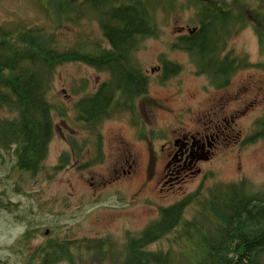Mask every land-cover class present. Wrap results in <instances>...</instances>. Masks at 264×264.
Listing matches in <instances>:
<instances>
[{
	"label": "rangeland",
	"instance_id": "374dc122",
	"mask_svg": "<svg viewBox=\"0 0 264 264\" xmlns=\"http://www.w3.org/2000/svg\"><path fill=\"white\" fill-rule=\"evenodd\" d=\"M85 1L74 0L75 9H69L65 0H0V27L44 28L68 47L84 45L86 51L92 52L95 43L104 46L106 43L97 13L91 9L93 3ZM195 18L193 9L177 7L171 11L160 5L156 9L159 35L141 41L132 65L148 77L150 95L167 100L170 109L164 115L167 124L179 115H185V122H189V119L205 121L217 113L227 121L225 127L236 135L235 141L223 146L216 159L205 166L202 182L185 184L182 191L163 193L161 197L151 190L136 197L137 180L124 185L111 179L112 161L120 158L119 151L124 153L121 157L143 154V144L131 136L127 122L114 119L102 124L100 131L108 143L106 156L91 160L93 156L87 148L95 139L87 136L88 131L75 121V102L89 96L110 75L82 63L61 66L49 98L66 116H60V111L53 113L55 135L44 172L36 177L20 173L13 152L4 154L0 166V264H27L34 251L51 238L82 244L104 240L108 254L102 263L113 264L114 260H121L127 234L140 233L159 219L161 209L198 191L201 193L197 201L186 212L188 217L201 209L200 200H206L219 185L244 180L253 194L264 191V138L249 142L264 129L259 124L264 119V70L260 67L239 70L227 88L220 90L205 76L197 75L190 56L174 47L178 38L198 27ZM229 52L247 57L253 64L264 63L250 27L229 41L226 53ZM163 60L181 68L166 81L158 69ZM74 125L78 132L72 130ZM110 146H114L112 155ZM63 155H69V165L62 171H53ZM47 230L49 234L45 235ZM26 231H31L34 238L21 243L19 239ZM163 243L152 249H165ZM112 250L120 254L114 255ZM75 254V264H102L85 249ZM33 264H38L36 258Z\"/></svg>",
	"mask_w": 264,
	"mask_h": 264
},
{
	"label": "trees",
	"instance_id": "16d2710c",
	"mask_svg": "<svg viewBox=\"0 0 264 264\" xmlns=\"http://www.w3.org/2000/svg\"><path fill=\"white\" fill-rule=\"evenodd\" d=\"M65 1L69 9H75L74 0ZM90 1L94 10L107 1V8L113 5L123 14L112 28L111 20L106 18L104 23L98 18L109 50L97 43L92 52L84 45L68 47L55 33L40 27H0V166L4 154L13 152L20 173L36 177L44 172L55 135L53 113L60 111L50 101V91L57 69L65 64L82 63L110 74L93 97L80 102L89 125L96 122L88 117L93 113L105 112L107 119L137 108L138 99L148 93L149 80L132 65V57L143 39L158 37L156 9L160 5L171 11L177 7L194 10L198 27L178 38L174 47L185 51L197 75L208 78L218 90L239 70H264V63L253 64L247 57L226 53L229 41L250 27L259 54L264 56V0H184L180 4L133 0V6L121 7L116 6L120 0ZM163 67V81L181 70L167 60H163ZM60 116L66 114L60 111ZM259 124L264 127V119ZM259 138H264V129L249 142ZM69 160V155L61 156L53 171L64 170ZM197 197L192 194L161 209L157 221L137 235L127 234L121 260L113 264H264V191L253 194L244 180L222 184L202 200L199 211L186 216ZM31 233L26 231L19 241L28 243L34 238ZM163 241L165 249H152ZM78 242L51 238L34 251L27 264H33L35 258L38 264H75V252L83 249L102 263L108 254L104 240Z\"/></svg>",
	"mask_w": 264,
	"mask_h": 264
},
{
	"label": "flooded vegetation",
	"instance_id": "af4514ba",
	"mask_svg": "<svg viewBox=\"0 0 264 264\" xmlns=\"http://www.w3.org/2000/svg\"><path fill=\"white\" fill-rule=\"evenodd\" d=\"M106 5L107 1H103L99 7ZM123 5L133 6V1L120 2L116 6ZM91 9H94L92 5ZM95 11L97 13V10ZM97 16L107 23L106 17H100L98 14ZM104 43L106 46L102 45V48L111 49L106 40ZM158 69L160 75H163V63ZM105 82L87 97H93ZM81 101L75 102L77 107L75 121L84 126V129L88 131L87 136L91 135L92 139H95V142L87 148L88 153L93 156L91 160L99 158L100 155L101 158L106 156L108 143L104 141L105 136L100 129L104 122L110 120H125L132 130L131 136L143 144V154L139 153L135 155V158L132 155L121 157L124 153L119 151L120 158L112 161L113 183L127 185L137 180L139 187L136 197L148 190L155 191L161 197L163 193L168 195L177 190L182 191L185 184L194 183L197 180L202 182L206 174L205 166L216 159L223 151V146L235 141L236 138V135L225 127L227 121L220 119L217 113L205 121L189 119V122H185V115H179L173 117L167 124L164 116L170 112L166 105L167 100L153 98L149 89L147 94L138 99L135 110L119 112L107 119L104 118L105 112L102 113V111L93 113L91 117L88 116L90 120H96L94 125H89L85 120L86 116L81 112ZM72 128L74 132H78L75 125ZM113 148L114 146H110L109 155H112ZM200 193L201 191L198 192V196ZM200 202L203 203L202 200Z\"/></svg>",
	"mask_w": 264,
	"mask_h": 264
},
{
	"label": "bare ground",
	"instance_id": "6f19581e",
	"mask_svg": "<svg viewBox=\"0 0 264 264\" xmlns=\"http://www.w3.org/2000/svg\"><path fill=\"white\" fill-rule=\"evenodd\" d=\"M116 7L111 5V8H107V5L106 6H101L99 9H97V14L102 17H106L108 18L109 20H111V24H110V28L118 25V23L120 22L121 20V16L123 15L122 13L118 14L116 11H115ZM98 17V16H97ZM99 18V17H98ZM106 40V39H105ZM108 41V39L106 40Z\"/></svg>",
	"mask_w": 264,
	"mask_h": 264
},
{
	"label": "water",
	"instance_id": "95a60500",
	"mask_svg": "<svg viewBox=\"0 0 264 264\" xmlns=\"http://www.w3.org/2000/svg\"><path fill=\"white\" fill-rule=\"evenodd\" d=\"M45 234L48 235L49 234V230H47Z\"/></svg>",
	"mask_w": 264,
	"mask_h": 264
}]
</instances>
